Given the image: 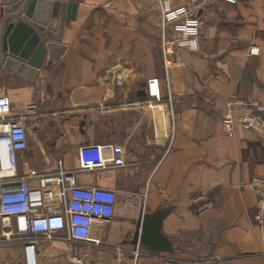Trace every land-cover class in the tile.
Listing matches in <instances>:
<instances>
[{"label":"crops","instance_id":"1","mask_svg":"<svg viewBox=\"0 0 264 264\" xmlns=\"http://www.w3.org/2000/svg\"><path fill=\"white\" fill-rule=\"evenodd\" d=\"M71 1L75 18L50 63L46 54L39 68L0 65V113L25 117L20 175L61 168L79 186L114 189L116 206L107 226L92 224L99 246L68 241L64 231L37 236L38 264H74L75 256L83 264H264V217L254 218L249 185L264 176V133L236 126L227 136L220 122L231 93L263 99L264 0H171L199 17L197 51L163 46L156 0ZM152 77L160 101L145 94ZM83 145L121 146L126 165L82 169ZM157 211L166 212L160 233L171 251L132 243L138 220ZM12 240L0 257L23 264L24 241Z\"/></svg>","mask_w":264,"mask_h":264},{"label":"built area","instance_id":"2","mask_svg":"<svg viewBox=\"0 0 264 264\" xmlns=\"http://www.w3.org/2000/svg\"><path fill=\"white\" fill-rule=\"evenodd\" d=\"M191 1L199 3L205 0ZM156 5L163 46L168 43L197 51L201 21L192 12L191 6L174 5L171 0H156ZM159 85L156 77L147 80L145 94L148 99L161 100ZM262 97V100H246L231 93L224 103L225 113L220 120L223 133L231 136L234 128L239 126L263 134L264 90ZM27 147L25 117L0 113V243L11 240L13 236L22 239L23 264H38L37 236L50 240L57 232L64 231V239L68 241L101 245V238L91 235L92 224L110 221L115 211L116 191L100 186H79L73 173L61 168L55 173L20 175L19 158ZM105 148L100 145L80 146L81 168L126 165L125 150L121 146ZM33 180L37 184H33ZM49 182L53 184L52 189H47ZM249 185L255 196L254 218L261 223L264 217V176H253ZM118 253L123 255L120 250ZM131 255L137 257L139 249H133ZM117 259L120 260V257ZM73 263L83 264V258L75 256Z\"/></svg>","mask_w":264,"mask_h":264},{"label":"water","instance_id":"3","mask_svg":"<svg viewBox=\"0 0 264 264\" xmlns=\"http://www.w3.org/2000/svg\"><path fill=\"white\" fill-rule=\"evenodd\" d=\"M0 15V65L12 70L17 63L39 68L46 54L50 63L63 50L56 44L65 21L73 20L78 4L71 0H5ZM8 20V22H7ZM44 34L47 42L41 39ZM166 212H154L137 222L132 243L149 250L171 251L160 233Z\"/></svg>","mask_w":264,"mask_h":264},{"label":"rangeland","instance_id":"4","mask_svg":"<svg viewBox=\"0 0 264 264\" xmlns=\"http://www.w3.org/2000/svg\"><path fill=\"white\" fill-rule=\"evenodd\" d=\"M251 51H252V49H251ZM253 52H254V51H253ZM28 146H30V142H29V145H28ZM45 159H46V158H45ZM47 159L50 160V159H51V156H48ZM44 161H45V160H44ZM31 163H32V162H31ZM39 163L41 164L42 161L39 162ZM29 165H30V164H29ZM20 166H22V161H21V163H20ZM24 170L27 171V172L30 171L29 168H26V169H24ZM31 172H32V171H31ZM105 225L107 226V225H108V222L105 223ZM105 225H100V229H99L100 232L103 231V230H105ZM100 232H99V233H100ZM107 233H108V232H107ZM12 239H13V240H12ZM12 239H11L12 242H13V246H12V247H16V245H17V244H16V241H17V240H16V237L13 236ZM10 242H11V241H10ZM12 242H11V243H12ZM3 243H4V242H1L0 245H2ZM104 243H105V245H109V244H111V242L109 241V238H108V237L103 241V244H104ZM103 244H102V245H103ZM8 262H9V263H8ZM8 262L4 261L3 257H0V264H6V263H7V264H15L13 261H8Z\"/></svg>","mask_w":264,"mask_h":264},{"label":"flooded vegetation","instance_id":"5","mask_svg":"<svg viewBox=\"0 0 264 264\" xmlns=\"http://www.w3.org/2000/svg\"><path fill=\"white\" fill-rule=\"evenodd\" d=\"M29 154V150L26 149V151H24L23 156H27Z\"/></svg>","mask_w":264,"mask_h":264},{"label":"bare ground","instance_id":"6","mask_svg":"<svg viewBox=\"0 0 264 264\" xmlns=\"http://www.w3.org/2000/svg\"><path fill=\"white\" fill-rule=\"evenodd\" d=\"M77 257H80V256H77Z\"/></svg>","mask_w":264,"mask_h":264}]
</instances>
